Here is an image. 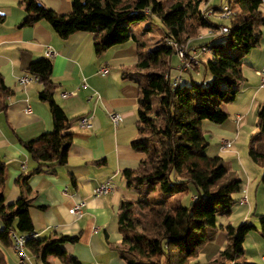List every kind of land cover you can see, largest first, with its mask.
<instances>
[{"label": "trees", "instance_id": "1", "mask_svg": "<svg viewBox=\"0 0 264 264\" xmlns=\"http://www.w3.org/2000/svg\"><path fill=\"white\" fill-rule=\"evenodd\" d=\"M209 0H74L72 12L59 14L41 0H22L26 17L20 27H31L46 21L62 39L78 32L95 34V51L102 55L109 49L136 41L129 32L131 23H140L153 17L158 18L165 28L161 47L146 51L138 44L136 73L144 74V83L139 85L136 127L139 139L132 148L144 153L139 169L126 170L124 176L130 187H146V195L158 198L147 200L137 192V199L123 201L119 206L118 225L122 243L116 247L127 264H193L204 247L210 242L208 229L218 228L220 208L222 215L230 216L238 203L236 194L243 190V182L235 178L220 156L209 157L210 143L206 139L204 125L211 122L222 125L228 120L223 105L234 103L244 76V58L259 47L264 27L262 6L264 0H226L219 11L228 5L234 16L226 25L229 33L217 38L206 39L200 47L212 51L207 62H201L213 79L197 82L194 70L185 72L178 87L172 85L173 66L171 57L176 51L168 41L186 44L197 41L200 31L219 23L207 22L203 18ZM168 3V6L165 5ZM224 39L231 48L240 50L237 56L226 52ZM201 68V67H200ZM32 75L39 77L44 89L42 101L50 107L53 130L24 144L37 168L18 179L27 192L30 179L35 175L56 173L68 164L73 144V124L55 100L57 85L52 78L53 63L49 58L33 62L29 67ZM131 78L130 73L124 74ZM13 91L4 84L0 73V109L6 104L1 100L10 97ZM81 119V118H80ZM259 134L264 135V111L257 125ZM259 135V136H260ZM249 157L264 166V138L253 136ZM264 183V175L262 178ZM6 165L0 157V264H8L5 251L13 248V234L29 235L34 226L30 215V202L21 196L12 205H7L4 194ZM194 187V197L189 206L181 200L172 199L179 194H188ZM138 190V189H137ZM260 233L264 238V215L259 219ZM228 245L213 260L205 264H255L245 255L247 236L257 227L247 221L238 227L228 224ZM78 237L63 236L59 239H31L26 249L38 258L54 256L64 264H80L68 258L64 246L77 243ZM196 264V263H194ZM198 264V263H197Z\"/></svg>", "mask_w": 264, "mask_h": 264}, {"label": "crops", "instance_id": "2", "mask_svg": "<svg viewBox=\"0 0 264 264\" xmlns=\"http://www.w3.org/2000/svg\"><path fill=\"white\" fill-rule=\"evenodd\" d=\"M41 1L55 12L67 15L72 12L74 0ZM215 4V0H211V5ZM221 4L224 0H220ZM262 12L264 15V3ZM25 17L22 0H0V73L5 86L13 91L10 97L1 100L6 104V110L0 109V157L6 165V204H15L21 196L29 200L31 219L39 239L78 237L77 243H67L64 249L68 258H75L80 264H127L116 248L123 239L118 212L123 201H133L138 195L134 187L129 186L124 172L139 169L146 158L144 153L132 148V143L139 139L137 106L139 85L144 83V74H137L135 69L141 42L136 38V41L97 55L95 34L78 32L62 39L46 21L20 27ZM196 42L199 40L191 42L192 49L202 45ZM48 50L55 53L49 59L53 63L52 78L57 85L56 102L70 119L79 121L91 117L93 126L82 129L75 121L68 164L54 174L46 172L33 176L28 184L31 191L27 192L17 181L23 174L36 169L37 163L24 144L51 132L53 121L49 104L40 98L43 85L34 82L23 86L19 80L32 75L29 67L33 62L48 58ZM201 62H204L203 58ZM244 63L246 81L235 102L226 107L228 120L222 125L211 122L204 125L206 134L219 138L221 152L222 140H232L233 147L244 131L255 133L254 128L259 131V116L264 111V88L260 86L258 75L264 68V27L259 47L244 58ZM103 66L109 67L107 75L99 73ZM125 73H130L131 78H125ZM177 75L176 72L173 76ZM111 112L121 115L118 126L113 124ZM223 159L229 161L232 176L242 180L243 190L232 214L222 215L218 228L209 232L210 242L193 261L205 264L215 259L228 245L225 227L228 224L238 227L249 221L257 230L246 238V259L264 264V238L259 225V219L264 215L263 165L252 164L250 157L235 152ZM105 183H109L112 190L97 197L96 189ZM242 198H246L245 204H240ZM81 202L87 203L83 216L72 215L70 210ZM2 229L0 221V231ZM26 252L27 264H64L54 256L44 260L27 249ZM5 254L8 264H20L21 258L13 248Z\"/></svg>", "mask_w": 264, "mask_h": 264}, {"label": "built area", "instance_id": "3", "mask_svg": "<svg viewBox=\"0 0 264 264\" xmlns=\"http://www.w3.org/2000/svg\"><path fill=\"white\" fill-rule=\"evenodd\" d=\"M211 0L206 4L204 8L203 18L207 22H214L219 23L223 21H229L234 16V11L228 5H222L219 11H214L211 8ZM229 33V28L226 25H212L206 29H204V33H199L197 36V40L205 41L206 39L217 38L219 36L225 35ZM191 40H189L186 44H178L174 41H168L169 45L174 48L176 51L179 59L180 64L177 68L178 75L172 79V85L174 87H178L182 82V75L189 71L199 68L201 66V58L204 55H211L212 51L209 47H199L196 49H192L190 44ZM55 53L52 50H48L46 56L48 58L54 57ZM99 73L101 75H107L109 73V67L103 66L100 68ZM258 75L261 77V88H264V68L258 72ZM39 77L36 75H26L20 78L19 84L26 86L30 85L34 82H38ZM65 97H69L70 95L64 94ZM110 118L115 126H118L122 121V117L120 114L116 112H111ZM78 125L82 129H88L93 126V121L91 117H84L78 121ZM233 141L232 140H222L221 148L226 150L232 147ZM112 190V186L109 183H105L100 185L96 189V196L100 197L104 194L109 193ZM246 198H242L240 200V204H245ZM87 206L86 202H81L74 206L70 213L77 217H82L84 214V210ZM38 238V234L33 232L29 235H17L13 234L14 245L13 249L15 252L20 256L21 262L20 264H27L29 261L28 254L26 252V243L31 240Z\"/></svg>", "mask_w": 264, "mask_h": 264}, {"label": "rangeland", "instance_id": "4", "mask_svg": "<svg viewBox=\"0 0 264 264\" xmlns=\"http://www.w3.org/2000/svg\"><path fill=\"white\" fill-rule=\"evenodd\" d=\"M225 1L226 0H224V2ZM215 3H216L215 4L216 6H219L220 0H215ZM165 5L168 6V3H165ZM228 23H229L228 21L220 22L221 25H227ZM128 29H129V32L131 34H133L136 38H138V40L145 46L146 51H150L151 49L161 47L163 44V39L165 38V28L158 18L147 19V20L140 22V23H138V22L131 23V24H129ZM200 33H204V30L200 31ZM221 41H223L225 43L226 52L231 54V56H237L240 54V50H238L237 48H231L229 45H227V43L224 39H220V40L216 39L212 42V44H217ZM204 42L205 41H199L196 43L203 44ZM202 58L204 59V62H207L211 58V55L207 54V55L202 56ZM171 64L173 66L172 75H176L177 68L180 64V59H179L178 55L174 54L171 57ZM245 71H247L246 67H245ZM194 72H195L194 77H195V80L197 82H201L202 80L205 79L206 83H210L213 79L212 75L209 72H206L204 70L203 66L201 67V69H199L198 71H194ZM244 74H245V72H244ZM226 107H227V105L224 104L222 109L225 111ZM204 130H205V128H204ZM254 130H255V133H251L249 130L244 131L240 135V137H239L238 141L235 143V145L233 147L226 149V150H222L223 152L220 151V141L218 140L219 138H217L213 134L207 133L206 139L210 143L209 149L207 151V155H210L211 157H215V155L218 153L219 156L224 158L226 156L227 157L230 156V154L232 152H235V153H239L240 156H243L245 158H249L248 157V150L250 147V142H251L252 136L264 138L263 134L260 135L259 131H257L255 128L253 129V131ZM225 140H230V139H225ZM232 161L237 162L233 158H232ZM228 162L229 161H227V160L225 161V166L229 169ZM249 162L253 164V161L251 159H249ZM262 168H264V166H262ZM134 190H136L137 192L140 191L143 195H146V192H147L146 187H140V188L134 187ZM194 193H195L194 187L190 186V191L188 194H179L176 197H174L172 199V201L175 202V201L181 200L183 205L189 206L191 204L193 197H194ZM239 196H240L239 194H236L237 200H238ZM145 197L147 200H152V199L158 198L154 194L146 195ZM221 218H222V208H220V212H219V216H218V223H217L218 226H219V220H221ZM212 230L213 229H208L207 233L211 232ZM252 234H254V232ZM192 263L194 264V261H192Z\"/></svg>", "mask_w": 264, "mask_h": 264}]
</instances>
